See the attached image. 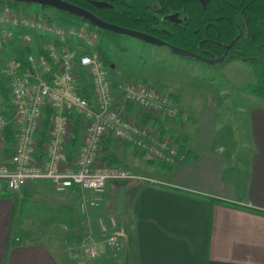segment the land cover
<instances>
[{
    "label": "built area",
    "instance_id": "built-area-1",
    "mask_svg": "<svg viewBox=\"0 0 264 264\" xmlns=\"http://www.w3.org/2000/svg\"><path fill=\"white\" fill-rule=\"evenodd\" d=\"M0 24V51L10 46L32 50L25 69H20L14 56L2 71L12 96L16 129L13 153L0 163V183L7 191L21 195L30 184L46 182L57 194L72 189L96 194L83 198L84 205L96 207L99 195L112 183H157L111 164L104 146L110 138L149 160L170 165L178 156L174 137L132 118L128 108L175 121L182 117L179 101L144 83L129 84L119 94L96 52L98 34L88 25H67L8 8ZM85 90L89 96L82 93ZM48 109L52 115L41 146ZM75 122L80 127V141L74 146ZM6 126L0 117V130ZM116 220L110 217L112 228H116ZM100 224L103 231L109 230L105 221ZM108 244L117 251L122 246L116 233Z\"/></svg>",
    "mask_w": 264,
    "mask_h": 264
},
{
    "label": "crops",
    "instance_id": "crops-1",
    "mask_svg": "<svg viewBox=\"0 0 264 264\" xmlns=\"http://www.w3.org/2000/svg\"><path fill=\"white\" fill-rule=\"evenodd\" d=\"M163 91L183 109L175 121L178 156L164 165L139 154V174L157 183L129 186V211L117 216L124 254L115 263L125 264L128 255L129 264H264V102L249 110L239 136V130L215 129L214 100L196 110L176 91ZM6 149L13 153L14 144L0 131V163L12 155ZM7 192L0 183V264H73L50 243L17 242L18 204Z\"/></svg>",
    "mask_w": 264,
    "mask_h": 264
},
{
    "label": "rangeland",
    "instance_id": "rangeland-1",
    "mask_svg": "<svg viewBox=\"0 0 264 264\" xmlns=\"http://www.w3.org/2000/svg\"><path fill=\"white\" fill-rule=\"evenodd\" d=\"M3 11V6L0 5V20ZM17 12L39 15L44 20L56 14L53 10L44 11L37 5L21 7V10ZM101 38L98 36L96 52L99 54L97 48L101 42L107 57L112 62L107 69L119 94L123 93L127 85L139 84L142 83L140 81L145 80L150 82L149 86L152 83L155 88L162 91L165 88L176 91L188 105L192 104L196 110H200L201 107L205 110L209 102L214 100L219 112L216 116L215 129L239 130V136L244 132L243 122L249 110L253 105L263 101L251 95L246 89L249 84L257 80L254 71L246 62L233 60L207 64L176 55L168 46L151 45L128 36L118 37L116 40L109 37L102 38L103 41ZM16 51V46L6 47L0 51V85L7 90L4 93L0 89V116L5 117L9 123L7 126H14V130L12 96L2 71L6 63L14 58ZM136 115L138 117L132 118L141 119V113ZM183 117L186 116L183 115ZM161 120L167 131L165 135L175 139L176 132L179 130V125L175 123L177 119L170 121V119L161 118ZM148 126L151 129L155 128L154 126L157 130L160 129L152 123ZM117 147L116 165L139 175V163L143 161H139L140 153L133 148L128 153H124L126 150L123 149L126 145H117ZM9 154H12V150ZM151 162H149L150 165ZM132 183L139 182L112 183L103 194L99 195V205L96 207L83 204V198L89 199L96 194L80 189L66 194H57L46 182L30 184L24 188L21 195H12L7 192L18 204L16 235L26 238V242L50 243V246L53 245L52 248L55 247L58 252L63 253L67 261L73 264H116L117 257L123 258L124 254V227L110 207L111 197L113 189L130 186ZM111 216L117 218L116 228H112L110 224ZM101 220L109 224L107 232L102 230ZM115 233L122 244L119 251L112 249L108 244L111 234ZM22 237L16 238L17 242H22Z\"/></svg>",
    "mask_w": 264,
    "mask_h": 264
},
{
    "label": "trees",
    "instance_id": "trees-1",
    "mask_svg": "<svg viewBox=\"0 0 264 264\" xmlns=\"http://www.w3.org/2000/svg\"><path fill=\"white\" fill-rule=\"evenodd\" d=\"M76 5L94 14L100 20L154 36L164 42L172 50L180 49L190 52L194 57L186 59L198 60L207 64L224 63L233 60L246 62L250 65L256 76V82L249 84L246 89L254 97L264 101V0H63ZM34 3L16 2L12 0H0L3 9L14 11L21 10V7H29ZM100 4V5H99ZM42 10H46L41 8ZM24 10V9H23ZM56 14L52 19L59 20L67 25L82 26L88 25L99 37L113 38L123 37L109 31H104L92 25L82 16L73 15L69 12L52 8ZM26 11V10H24ZM173 14H180L184 17L182 23L168 22L165 18ZM101 38V39H102ZM104 39H102L103 41ZM39 44V42H38ZM158 46V45H157ZM97 50L106 68L112 64L107 57L102 43ZM31 49L23 51L17 49L15 54L16 62L23 70L27 66L28 56ZM0 89L7 92L3 85ZM9 91V90H8ZM88 90L82 93L87 94ZM176 100L177 98L173 96ZM90 98V97H89ZM14 108V106L12 105ZM128 108V112L132 111ZM52 110H47V120L41 135V146L46 140V132L49 127ZM141 122L144 125H157L162 135L167 133L159 117L147 114L142 115ZM73 145L80 141V127L75 122L73 127ZM16 129L8 125L3 131V138L7 145L15 142ZM112 139H107L104 150L107 157L114 165L117 164L116 154L111 150ZM179 152H184V146ZM4 152L11 153V149ZM76 189H72L73 192ZM10 196V194H6ZM19 237H22L19 235ZM22 237V243L26 242Z\"/></svg>",
    "mask_w": 264,
    "mask_h": 264
},
{
    "label": "water",
    "instance_id": "water-1",
    "mask_svg": "<svg viewBox=\"0 0 264 264\" xmlns=\"http://www.w3.org/2000/svg\"><path fill=\"white\" fill-rule=\"evenodd\" d=\"M16 2H27V3H34L38 4L40 6H49L54 9L64 11V12H69L73 15H78L82 16L85 20L89 21L92 25L98 27L101 30L104 31H109L114 34L118 35H125L129 36L134 39L142 40L146 42L147 44L151 45H158V46H163L164 42L161 41L160 39L145 34L141 32H136L132 31L129 29H125L122 27H119L117 25H112L109 23H106L97 17H95L93 14L90 12H87L77 6L71 5L69 3L63 2L61 0H13ZM173 53L176 55L184 56V57H194L196 58V55H193L190 52L182 51L180 49H173ZM129 186L121 187L115 190L114 192V198L112 202V207L117 213V216L119 218H124L126 217L128 211H129V196H128V191H129ZM125 264H129V257L128 255L126 256V261Z\"/></svg>",
    "mask_w": 264,
    "mask_h": 264
},
{
    "label": "flooded vegetation",
    "instance_id": "flooded-vegetation-1",
    "mask_svg": "<svg viewBox=\"0 0 264 264\" xmlns=\"http://www.w3.org/2000/svg\"><path fill=\"white\" fill-rule=\"evenodd\" d=\"M13 1V0H12ZM61 1H63V0H61ZM63 2H65V1H63ZM66 3H68V2H66ZM70 4V3H69ZM32 5H37V6H39L40 8H44V9H46V10H51L52 9V7H49V6H40V5H38V4H31L30 6H32ZM71 5H73V4H71ZM100 5V4H99ZM74 6H76V5H74ZM78 7V6H77ZM79 8H81V7H79ZM81 9H83V8H81ZM83 10H85V9H83ZM86 11V10H85ZM88 12V11H87ZM92 14V13H91ZM94 15V14H93ZM95 16V15H94ZM96 17V16H95ZM98 18V17H97ZM99 19V18H98ZM168 22H173V23H182L183 21H184V17H182L180 14H173V15H171V16H168V17H166L165 18ZM107 23V22H106ZM110 24V23H109ZM113 25V24H112ZM126 29V28H125ZM133 31V30H132ZM136 32H138V31H136ZM118 35V34H117ZM123 37L125 36V35H122ZM129 37V36H128Z\"/></svg>",
    "mask_w": 264,
    "mask_h": 264
}]
</instances>
